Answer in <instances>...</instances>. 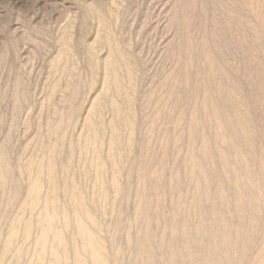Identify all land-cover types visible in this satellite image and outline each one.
Returning <instances> with one entry per match:
<instances>
[{"label":"rangeland","instance_id":"rangeland-1","mask_svg":"<svg viewBox=\"0 0 264 264\" xmlns=\"http://www.w3.org/2000/svg\"><path fill=\"white\" fill-rule=\"evenodd\" d=\"M0 264H264V0H0Z\"/></svg>","mask_w":264,"mask_h":264}]
</instances>
